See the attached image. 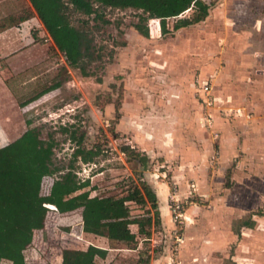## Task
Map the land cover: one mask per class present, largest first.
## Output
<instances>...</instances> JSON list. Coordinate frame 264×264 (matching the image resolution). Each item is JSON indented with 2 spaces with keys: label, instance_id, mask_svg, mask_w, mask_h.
<instances>
[{
  "label": "rangeland",
  "instance_id": "1",
  "mask_svg": "<svg viewBox=\"0 0 264 264\" xmlns=\"http://www.w3.org/2000/svg\"><path fill=\"white\" fill-rule=\"evenodd\" d=\"M202 1L204 20L173 29L193 16L190 7L165 19L168 33L149 35L140 9L95 3L85 15L68 6L86 36L83 70L42 34L36 64L8 77V126L52 143L41 194L68 171L88 179L93 196L134 186L155 193L127 201L132 217H151L150 234L130 224L137 240L109 241L95 264H264V0ZM125 144L136 155L122 152ZM78 146L99 153L83 162L73 156ZM65 215L48 209L23 250L27 263L59 264L62 249L77 246L81 228ZM247 217L253 225L241 226Z\"/></svg>",
  "mask_w": 264,
  "mask_h": 264
},
{
  "label": "trees",
  "instance_id": "2",
  "mask_svg": "<svg viewBox=\"0 0 264 264\" xmlns=\"http://www.w3.org/2000/svg\"><path fill=\"white\" fill-rule=\"evenodd\" d=\"M54 46L63 53L72 67L83 70L81 60L87 47L83 31L73 26L67 13L68 6L74 11L90 15L94 4L116 8H136L147 14L148 22L142 33L149 35L159 30L168 33L165 19L177 17L188 8L195 12L192 17H180L173 25L177 30L205 19L209 5L202 0H29ZM159 20V23H158ZM54 83L21 103L25 105L41 94L56 88ZM52 143H45L33 129H26L19 137L0 146V264H30L24 259L23 250L32 242L34 230L44 227L48 209L67 212L81 208L83 230L105 236L110 241L134 243L136 234L130 224H137L138 233L148 236L146 226L151 217H132L127 201L143 202L144 194L153 195L151 187L134 186L126 195H90L89 180L76 179L70 171L57 177L47 194H41L42 179L51 172L49 156ZM125 154H135L132 146H121ZM99 153L98 148L78 146L73 156L83 162H91ZM136 155V154H135ZM251 214V213H250ZM248 214L247 216H249ZM241 226L251 227L249 217L240 221ZM239 234V230H236ZM107 249L89 245L85 250L64 248L61 264H95L97 257L105 258ZM107 264H116L109 262Z\"/></svg>",
  "mask_w": 264,
  "mask_h": 264
},
{
  "label": "crops",
  "instance_id": "3",
  "mask_svg": "<svg viewBox=\"0 0 264 264\" xmlns=\"http://www.w3.org/2000/svg\"><path fill=\"white\" fill-rule=\"evenodd\" d=\"M19 1L5 4V0H0V146L16 139L25 131L20 132V128L16 130L8 126L7 119L11 118V111L15 107L13 87L8 77L12 74L25 76V70L36 64L35 61L40 58L38 53L42 34L47 36L46 40H51L29 0H21V3ZM17 82L19 85L20 79ZM91 187L90 195L96 189ZM54 208L53 210L59 212L55 206ZM75 212L77 214L74 215ZM59 213L66 214V222H76L74 226L81 228V238L75 241L77 246L69 248L85 250L89 245H94L106 249L104 245L110 241L107 237L83 230L81 208ZM160 260L163 262V258ZM61 262L62 256L59 255L58 263ZM162 262L159 261V264Z\"/></svg>",
  "mask_w": 264,
  "mask_h": 264
},
{
  "label": "built area",
  "instance_id": "4",
  "mask_svg": "<svg viewBox=\"0 0 264 264\" xmlns=\"http://www.w3.org/2000/svg\"><path fill=\"white\" fill-rule=\"evenodd\" d=\"M181 216H183V215L181 214L180 205L176 204L173 217H174V219H178Z\"/></svg>",
  "mask_w": 264,
  "mask_h": 264
}]
</instances>
